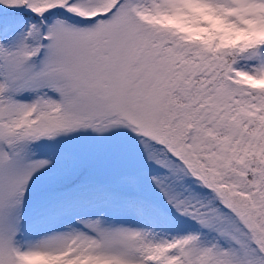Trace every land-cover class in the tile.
Segmentation results:
<instances>
[{
	"label": "snow or ice",
	"instance_id": "1",
	"mask_svg": "<svg viewBox=\"0 0 264 264\" xmlns=\"http://www.w3.org/2000/svg\"><path fill=\"white\" fill-rule=\"evenodd\" d=\"M0 264H264V0H0Z\"/></svg>",
	"mask_w": 264,
	"mask_h": 264
}]
</instances>
